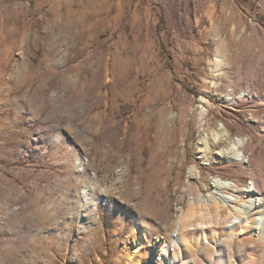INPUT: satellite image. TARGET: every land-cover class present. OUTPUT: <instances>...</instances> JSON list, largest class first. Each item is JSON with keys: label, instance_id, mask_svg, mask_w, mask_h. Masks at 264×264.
<instances>
[{"label": "rangeland", "instance_id": "1", "mask_svg": "<svg viewBox=\"0 0 264 264\" xmlns=\"http://www.w3.org/2000/svg\"><path fill=\"white\" fill-rule=\"evenodd\" d=\"M212 130L230 138L210 156L243 137L244 159L201 158ZM253 175L264 188V0H0V264H160L189 185Z\"/></svg>", "mask_w": 264, "mask_h": 264}, {"label": "bare ground", "instance_id": "2", "mask_svg": "<svg viewBox=\"0 0 264 264\" xmlns=\"http://www.w3.org/2000/svg\"><path fill=\"white\" fill-rule=\"evenodd\" d=\"M204 115L205 112L202 111L201 116ZM200 126L202 128L203 124L201 123ZM229 138L230 134L226 130L221 132L212 130L206 133L199 144L201 158L208 157L211 160L216 156L224 158L227 162H241L245 156L244 150L249 144L248 139L243 137L235 138L229 147H221L215 151L214 155L210 156L212 148L216 144L223 143ZM200 170L198 164L194 163L189 170V175L201 183L198 177ZM252 180L253 185L243 190L237 181L216 176L212 179L211 189L207 194L199 189L195 190L192 185H189V208L187 210L177 209L173 221H165L162 225L165 232L160 242L159 255L161 257H158L160 264H168L169 262H171L169 264H203L200 263L201 261H197L198 257L190 255L193 246L190 244L191 240L186 231L191 227L195 228L194 235L197 240L195 242L197 247L199 241V244H202L206 250L220 246L218 253L213 248L214 252L211 251L210 254L217 257L215 264H236L237 261H233L235 258L226 259L228 253L230 256V253L234 251L230 252L233 246H235L238 254H242L247 248L253 247L261 248L264 253V188L260 179L255 175H253ZM203 186L206 187L205 184ZM94 193H96V187L92 186L84 193V197L93 198ZM216 225L221 226L226 233L223 235L224 240L223 238L221 241L219 240L221 235L219 236L218 232L221 230H218ZM171 229L174 233L170 232ZM143 237L142 231H139L133 239V246L129 248L130 256L136 254L135 252L141 248ZM215 238L219 242H216ZM248 239L249 242L246 241L248 242L246 244H237V242ZM178 249L182 251L180 255ZM261 258V260L250 261H247L246 258L245 261L247 262L241 260L238 264H264V254ZM162 259H164L163 263L161 262Z\"/></svg>", "mask_w": 264, "mask_h": 264}]
</instances>
